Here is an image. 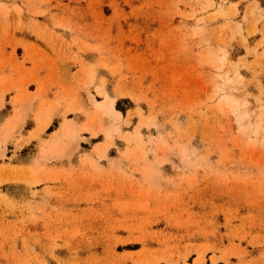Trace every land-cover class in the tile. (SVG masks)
Listing matches in <instances>:
<instances>
[{
    "label": "rangeland",
    "instance_id": "obj_1",
    "mask_svg": "<svg viewBox=\"0 0 264 264\" xmlns=\"http://www.w3.org/2000/svg\"><path fill=\"white\" fill-rule=\"evenodd\" d=\"M0 103V264H264V0H0Z\"/></svg>",
    "mask_w": 264,
    "mask_h": 264
},
{
    "label": "bare ground",
    "instance_id": "obj_2",
    "mask_svg": "<svg viewBox=\"0 0 264 264\" xmlns=\"http://www.w3.org/2000/svg\"><path fill=\"white\" fill-rule=\"evenodd\" d=\"M1 105H2V103H0V107H1ZM24 123H25V112L19 111V112L15 113L14 117L12 118L11 124H14V127H19V126L22 127L24 125ZM48 125H49V123L47 121H46V123L40 125L36 134L39 135V133L42 132L43 130H45ZM105 154H106V149L101 152L102 156H105ZM201 263H203V261ZM201 263L199 262L198 264H201Z\"/></svg>",
    "mask_w": 264,
    "mask_h": 264
},
{
    "label": "crops",
    "instance_id": "obj_3",
    "mask_svg": "<svg viewBox=\"0 0 264 264\" xmlns=\"http://www.w3.org/2000/svg\"><path fill=\"white\" fill-rule=\"evenodd\" d=\"M0 113H1V110H0ZM27 123V122H26ZM34 130V129H33ZM196 260V259H195ZM208 261H211V257H209L208 259L205 260V263L204 264H207ZM189 264H196V261L193 262V263H189Z\"/></svg>",
    "mask_w": 264,
    "mask_h": 264
},
{
    "label": "trees",
    "instance_id": "obj_4",
    "mask_svg": "<svg viewBox=\"0 0 264 264\" xmlns=\"http://www.w3.org/2000/svg\"><path fill=\"white\" fill-rule=\"evenodd\" d=\"M118 106H119V104L117 105V108H119ZM49 131H52V129H50Z\"/></svg>",
    "mask_w": 264,
    "mask_h": 264
}]
</instances>
